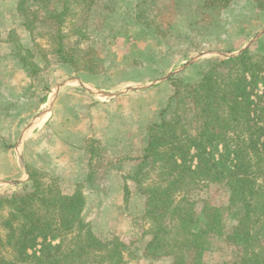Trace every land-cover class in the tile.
<instances>
[{"label": "rangeland", "instance_id": "rangeland-1", "mask_svg": "<svg viewBox=\"0 0 264 264\" xmlns=\"http://www.w3.org/2000/svg\"><path fill=\"white\" fill-rule=\"evenodd\" d=\"M201 1L96 0L90 10L73 6L74 16L61 31L68 48L92 50L100 70L92 73L59 59L58 26L37 0L27 3L32 31L18 12L19 0H0V196L29 189L31 168L61 194L81 191L87 230L102 241L121 240L127 264H172L143 256V236L151 228L144 217L145 189L165 184L158 166L143 159L149 127L160 122L175 94L171 79L182 80L194 67L186 76L194 75L187 82L192 84L209 61L261 43L264 51V10L252 0L203 11ZM146 18L169 33L155 35ZM189 183L179 195L194 200L198 210L206 202L229 204L224 185ZM236 224L227 215L226 233ZM207 246L205 264L241 257L222 239Z\"/></svg>", "mask_w": 264, "mask_h": 264}, {"label": "trees", "instance_id": "trees-1", "mask_svg": "<svg viewBox=\"0 0 264 264\" xmlns=\"http://www.w3.org/2000/svg\"><path fill=\"white\" fill-rule=\"evenodd\" d=\"M37 1L58 26L59 59L77 70L98 73L92 50L68 48L61 31L74 16L73 6L84 5L90 10L96 0ZM201 2L202 11L221 10L236 0ZM27 3L19 0L18 12L32 31ZM252 5L264 10V0H252ZM138 16L145 17L141 3ZM143 22L155 35L169 33L149 18ZM262 46L257 44L256 49L236 57L209 61L192 84L187 82L194 75L186 76L194 67L182 74V80H170L175 94L162 110L160 122L149 127L143 147V159L158 166L165 183L145 189L144 217L151 222L143 236L148 238L143 247L146 259L205 264L207 244L216 238L240 251L241 257L228 264H264ZM28 66L37 68L31 63ZM192 124H196L195 135ZM29 173V189L0 196V264H127L121 240L102 241L87 230L82 219L86 199L81 191L61 194L45 186L37 171L29 168ZM194 179L224 185L230 193L229 204L223 207L206 202L198 210L194 200L180 198ZM227 215L237 222L229 233Z\"/></svg>", "mask_w": 264, "mask_h": 264}, {"label": "water", "instance_id": "water-1", "mask_svg": "<svg viewBox=\"0 0 264 264\" xmlns=\"http://www.w3.org/2000/svg\"><path fill=\"white\" fill-rule=\"evenodd\" d=\"M243 51H244V50H243ZM243 51H241L240 53L236 54V56H239ZM236 56H234V57H236ZM193 62H194V61H191L189 64H187V66L191 65ZM187 66H185V67H187ZM185 67H184V68H185ZM184 68H183L182 70H184ZM111 97H114V96H111Z\"/></svg>", "mask_w": 264, "mask_h": 264}, {"label": "crops", "instance_id": "crops-1", "mask_svg": "<svg viewBox=\"0 0 264 264\" xmlns=\"http://www.w3.org/2000/svg\"><path fill=\"white\" fill-rule=\"evenodd\" d=\"M60 93H61V92H60ZM58 100H60V97L58 98ZM58 100H57V101H58ZM51 110H52V109H51ZM47 112H48V111H47ZM45 116H46V115L41 116L40 118L37 119V121H39L40 119L44 118Z\"/></svg>", "mask_w": 264, "mask_h": 264}, {"label": "bare ground", "instance_id": "bare-ground-1", "mask_svg": "<svg viewBox=\"0 0 264 264\" xmlns=\"http://www.w3.org/2000/svg\"><path fill=\"white\" fill-rule=\"evenodd\" d=\"M44 118H45V117H44ZM44 118H43V120H45V119H46V118H45V119H44ZM43 120H42V121H43Z\"/></svg>", "mask_w": 264, "mask_h": 264}]
</instances>
